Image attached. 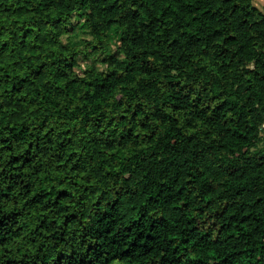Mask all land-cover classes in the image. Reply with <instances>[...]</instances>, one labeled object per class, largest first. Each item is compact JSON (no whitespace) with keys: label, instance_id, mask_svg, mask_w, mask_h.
I'll return each mask as SVG.
<instances>
[{"label":"trees","instance_id":"16d2710c","mask_svg":"<svg viewBox=\"0 0 264 264\" xmlns=\"http://www.w3.org/2000/svg\"><path fill=\"white\" fill-rule=\"evenodd\" d=\"M263 127L250 0H0V264H264Z\"/></svg>","mask_w":264,"mask_h":264},{"label":"rangeland","instance_id":"374dc122","mask_svg":"<svg viewBox=\"0 0 264 264\" xmlns=\"http://www.w3.org/2000/svg\"><path fill=\"white\" fill-rule=\"evenodd\" d=\"M69 36H71L73 39H81L82 37L86 36V34L83 33V30L82 29L75 28L74 31H73V33L71 35H69ZM64 39L65 38H63V40ZM109 42H110V45L113 46L116 43L115 37L111 36ZM77 61L81 63V59H80V56L79 55H77ZM261 143L264 144V134H263V131L261 133Z\"/></svg>","mask_w":264,"mask_h":264},{"label":"crops","instance_id":"0c3cea01","mask_svg":"<svg viewBox=\"0 0 264 264\" xmlns=\"http://www.w3.org/2000/svg\"><path fill=\"white\" fill-rule=\"evenodd\" d=\"M252 5H254L256 8L261 9L264 7V0H250Z\"/></svg>","mask_w":264,"mask_h":264}]
</instances>
